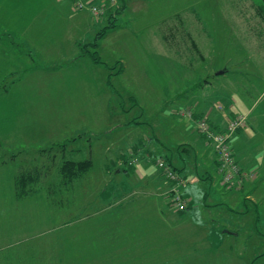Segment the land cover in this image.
Wrapping results in <instances>:
<instances>
[{
	"label": "rangeland",
	"instance_id": "1",
	"mask_svg": "<svg viewBox=\"0 0 264 264\" xmlns=\"http://www.w3.org/2000/svg\"><path fill=\"white\" fill-rule=\"evenodd\" d=\"M125 4L117 26L99 40L102 59L109 66H114L116 61L124 65L121 73L113 74V85L108 86L106 81V70L111 71L109 66L93 63L87 54L74 58V62L85 64L74 68L73 92H67L64 98H74L73 111L63 117L64 110L59 107H70V101L59 99L56 108L62 112L57 110V117L44 118L42 123L46 129L50 124L46 122L52 120L51 128L58 129L52 135L56 139L53 142L42 139L40 143L19 140L18 149H6L0 134V264H193V260L187 259L197 254H230L226 261L206 256L208 264H249L247 260L253 251H263L262 240L250 246L232 230L234 225L243 226L241 237L250 231V218L255 214L251 211L250 216L244 217L231 208L247 200L257 204V190L250 192L245 187L248 182H257L256 170L242 169L246 175L238 182L228 183L216 166L215 188L202 175L206 169L212 170V163L199 162L198 166L188 167L195 188L207 184L203 191L212 187L214 193L217 189L219 195L214 193L208 203L218 206L208 209L202 196L198 201L189 195V205L177 210L171 205L168 191L164 204L156 202L154 207L152 203L149 206V188L145 182L148 180L144 178L149 156L154 158L152 165L156 158L166 159L165 156H154L147 149L142 150L146 157L138 156L133 165L128 162V168H120L115 161L121 152L129 160L127 145L149 140L153 134L162 139L166 138L164 134H170L167 136H171V145L182 142V147L195 148L179 135L176 123L179 119L188 131L192 129L200 136L195 119L183 112L194 110L192 97L198 95L206 79H225L234 74L232 70L247 72L263 66L257 73L264 84L262 17L252 0H126ZM114 10L116 7L110 12ZM86 11L97 18L89 8ZM107 16L103 17L104 23L97 21L89 34L83 28L81 31L75 28V35L83 34L81 39L92 41L95 32L108 23ZM227 67L231 69L224 76L217 74ZM250 74L255 79L254 71ZM80 79L85 86L80 85ZM87 79L95 82H91L94 92L85 100L82 92ZM4 80L0 81V87L7 83ZM101 88H104L102 92ZM184 95L192 100L177 106L175 103ZM204 118L208 120V116ZM119 127L124 130H117ZM100 135L102 141L92 142V138ZM186 138H191L190 133ZM205 141V155L211 159L214 152L208 147L212 145L207 138ZM146 158V164L139 162ZM68 159L88 160L89 168L65 186L60 167ZM33 166L42 171V180L40 185H34L38 187L36 193L21 198L15 179L22 169ZM131 170L135 176L131 177L133 181H128L124 175ZM195 194L197 197L201 192ZM195 207L200 209L193 211ZM122 223L134 227L132 235L120 237L119 246H110L111 238L120 232L118 228L114 230L118 227L115 224ZM99 225L110 228L98 230ZM89 254L96 256L94 262L84 260ZM122 254L133 260L108 261ZM250 264H264V258Z\"/></svg>",
	"mask_w": 264,
	"mask_h": 264
},
{
	"label": "crops",
	"instance_id": "2",
	"mask_svg": "<svg viewBox=\"0 0 264 264\" xmlns=\"http://www.w3.org/2000/svg\"><path fill=\"white\" fill-rule=\"evenodd\" d=\"M86 1L99 3L101 0ZM125 2L126 0H123L124 4ZM89 14L90 12L86 11V9L75 8L74 0H0V81L4 79L7 81V83L2 84V86L5 85L4 87H0V134L4 140L3 145L6 149H18L19 146L17 144L19 140L40 143L43 140L53 142L56 139L52 135L58 133L57 127H53L52 129V120H48L46 123L50 122V124L46 129H43V119L53 116L57 117L55 115L58 113L56 103L59 99V101L63 102L70 101V107H59L64 110V112L58 110L63 113V117L67 116L69 111H73L74 98L72 96L67 98V100L64 98L67 96V92H73L71 87L74 84V80L71 74L74 68L79 69L85 64L83 61L74 62V58H79L80 54V50L76 51L74 49H78L82 43L91 41L81 39L83 38L81 32L78 34H82V36H76L74 30L76 28L81 31L83 28L87 35L89 34V30L94 29L93 25L97 24V21H100L99 24L104 23L103 17H97L96 20L91 14L90 17L92 18H90L88 16ZM82 25H85V27ZM97 32H95V35ZM75 51L76 56L74 57ZM82 60H84V57H82ZM230 69L227 67L226 69L220 70L217 74L224 76L223 74L229 72ZM262 69L263 66L261 69H252L247 72L241 69V71L232 70L234 74L229 77L227 76L225 79H206L198 95L192 97L195 99L193 104L194 110H192L194 114L200 116L198 118L208 116L210 125L216 130L225 129L229 120L237 115H247V124L233 134L231 145L235 157L242 168L247 172L256 170L259 173L256 183L248 182L245 185L246 189L248 191L250 190V192H253V189L257 190V204H255L254 200H247L244 203L241 202V205H236L235 208H229L237 213V215H245L244 217L250 216L248 214L251 211L255 214L250 218L252 229L250 228L249 233H246L247 235L245 237L240 236V234H243V226H231L234 235L243 238L246 243L249 242L250 246H254L255 243H260V240L264 243V106L262 107L264 84L259 79L261 74L257 73L258 70ZM251 71H254L252 77H255V79H251ZM108 75L109 72L106 70L107 82ZM85 82L87 83V87L82 94L86 100L89 98L91 91L94 92L93 89L91 90V82L94 84L95 80L87 79ZM79 83L85 86L83 80L80 79ZM68 86H70L69 91ZM99 90H104V88ZM179 100L180 102L175 103L177 106H181L183 103L186 104L192 99L184 95ZM171 112L175 114L174 110H171ZM42 113H44L43 116ZM193 118L196 121L197 117L193 116ZM176 124L179 135H183V139H188V142L194 144L193 146L195 148L189 145L182 147L180 146L182 142L171 145V136H167L170 134H164L165 139L153 134L152 136L149 135V140H137L136 142L134 141L128 144L127 149L130 151V159L128 160L129 157L123 154L124 152H121L115 158L116 163L119 162L116 165L120 168H128L127 164L133 158H137L138 156L145 158L146 155H144V151L142 150L147 149L155 155L165 156L166 158L170 157L174 165L183 169L182 172L188 176V184L185 189L186 193L194 196L195 200H198V197L202 196L205 199L204 205L208 209L217 207L218 205L215 203H208V199L214 193L219 195L217 189H215L214 193L212 192V187L209 190L205 189L203 191L207 184H197L198 187L195 188L190 182L188 171V167L198 166L199 162L212 163V170L211 168L206 169L202 175L205 180H209L212 183L211 186L216 188L215 175L217 161L215 151L209 145L211 148H208L212 149L214 155L211 159L206 158V138L198 131L197 124L195 127L200 135L199 137L196 136L194 130L191 129V131H188L187 127L179 119H177ZM117 130L123 131L124 128L119 127ZM169 133L171 132L169 131ZM188 133H190L191 138H186ZM102 137L100 135L91 140L94 142V139H97L96 142H100L102 141L100 139ZM180 151H183L184 155ZM200 154L201 159L198 158ZM119 158H122L121 161L118 160ZM141 161L146 164L147 158L145 160H139V162ZM153 161L154 158L151 159L149 156V169H145L146 174L144 178L148 180L145 182H147L146 186L148 185L149 188V206L152 203L154 207L156 202L164 204V198L169 189V182L156 164L152 165ZM134 165H138V163ZM130 172L131 175L129 176L128 173ZM125 174L124 176L128 181H133L131 178L134 175L133 170ZM198 190L201 194H198L196 197L195 192ZM229 198L233 202L234 197L231 196ZM117 209L119 208L117 207ZM199 209L200 207H195L193 211ZM129 225L130 223H125V226L124 223L115 224L118 227H114V230L118 228L120 232L118 235H115L114 232L116 237L111 238L108 244L113 247L119 246L118 242L122 241L120 237L124 238L132 235L134 227ZM103 228L104 226H98V230H103ZM109 228L108 225L104 229ZM126 229H128L129 233L131 231V233L126 234L128 233L124 231ZM122 231L123 233H121ZM118 255L120 256V254ZM125 255L122 254L121 257L111 260L108 259V261L117 260L123 262L133 260V257L129 258L128 255ZM258 255L259 257L256 258ZM206 256H214L211 258L217 257L219 259L222 258V261H226V258L230 254H197L192 256L193 259H187V261L191 262L193 260V264H208L210 261L208 260L209 257ZM240 257H243V253ZM261 258H264V248L262 252L253 251L247 261L249 264L250 261L255 263ZM95 259L96 256L89 254L84 260L94 262ZM211 260L215 261L213 259ZM66 261L70 263L71 257Z\"/></svg>",
	"mask_w": 264,
	"mask_h": 264
},
{
	"label": "built area",
	"instance_id": "3",
	"mask_svg": "<svg viewBox=\"0 0 264 264\" xmlns=\"http://www.w3.org/2000/svg\"><path fill=\"white\" fill-rule=\"evenodd\" d=\"M75 8H89L95 16L104 17L109 14L111 9L119 6V0H101L97 2H88L86 0H74ZM102 14L104 16H102ZM189 114L193 118V111H184L183 114ZM198 131L204 135L213 145L216 161L219 170L228 183H235L245 176L243 168L237 161L231 145L233 134L241 127L247 124V115L240 114L231 118L228 125L223 130L214 129L206 118L201 117L196 119ZM137 158H133L129 162L133 164ZM156 166L162 171L164 177L169 182L168 196L170 197L171 205L174 209L183 210L189 205L190 197L185 192L188 184V177L181 173L174 166L169 164L163 158L155 159Z\"/></svg>",
	"mask_w": 264,
	"mask_h": 264
},
{
	"label": "trees",
	"instance_id": "4",
	"mask_svg": "<svg viewBox=\"0 0 264 264\" xmlns=\"http://www.w3.org/2000/svg\"><path fill=\"white\" fill-rule=\"evenodd\" d=\"M252 1L256 7L258 15L261 16L263 19V21H262L263 26L262 27L264 28V0H252ZM121 2H122L121 5H119L116 8V10H114L108 14V16H107L108 17L107 18L108 23L106 25H104L97 32L94 39L90 42L80 44L79 56H85V54H87L89 57H91V59L94 63H104L108 66V64L102 59L101 54L98 51L99 40L101 38H103L110 30L114 29L117 26L118 16L123 13V11L126 7V5L123 3L122 0H121ZM90 47H92V50H90ZM113 68L114 69L116 68L117 70L114 71V70H112ZM109 69H111V71L109 72L107 83L109 85H113L112 84L113 74L121 73L124 69V65H122V63H120V61H117V63L114 66H111V67L109 66ZM131 98H133V96H131ZM212 147H213V145H212ZM158 156H161V155H158ZM165 160L169 164L174 166L177 170H179L181 173H183L182 172L183 169H180L179 167L174 165V163L172 162V158L167 157ZM88 168H89V161L88 160H85V161H75L72 159L66 160L60 167V172L62 174V179H63L62 184L64 183L65 186L70 185L73 182V180L75 179V177L82 170L86 171ZM41 180H42V171L39 168L33 166L30 168L22 169L15 179L16 189L18 190V194L20 195V197L24 198V197L30 196L31 194L36 193V191L38 190V187H35L34 185H36V184L40 185ZM185 192H186V190H185Z\"/></svg>",
	"mask_w": 264,
	"mask_h": 264
}]
</instances>
